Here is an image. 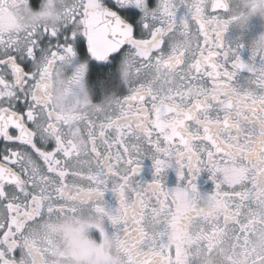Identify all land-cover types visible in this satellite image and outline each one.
I'll use <instances>...</instances> for the list:
<instances>
[{
  "label": "snow or ice",
  "instance_id": "obj_1",
  "mask_svg": "<svg viewBox=\"0 0 264 264\" xmlns=\"http://www.w3.org/2000/svg\"><path fill=\"white\" fill-rule=\"evenodd\" d=\"M21 2L39 21L16 36L0 34V264H99L93 253L102 245L81 235L79 217L91 210L123 224L115 233L130 250L128 264H186L174 259L182 246L210 247L230 225L243 235L264 223V214L251 225L240 219L245 209L256 216L253 206L264 212V142L256 134L264 68H249L247 86L234 83L247 65L224 40L247 0H211L228 19L208 14L209 0H157L155 7L149 0ZM180 2L188 14L177 21ZM77 49L85 63L76 67V85L86 61H99L101 87L116 67L128 94L106 96L91 110L54 102L53 80ZM145 156L155 176L142 186L135 177ZM173 159L184 184L169 190L163 176ZM249 160L255 168L243 166ZM203 169L215 191L200 207L194 181ZM109 187L118 198L114 209L102 206ZM160 210L169 218L149 236L145 217ZM94 225L103 235L102 224ZM239 246L231 264H264V242Z\"/></svg>",
  "mask_w": 264,
  "mask_h": 264
},
{
  "label": "flooded vegetation",
  "instance_id": "obj_2",
  "mask_svg": "<svg viewBox=\"0 0 264 264\" xmlns=\"http://www.w3.org/2000/svg\"><path fill=\"white\" fill-rule=\"evenodd\" d=\"M210 2L211 0H209L208 14L219 15L223 19H228V15L224 14L223 10L213 11L210 7ZM156 3L157 0H149V4L152 7H155ZM187 14V6L183 2L178 3L176 8L177 21L185 17ZM193 30H195V26H193ZM258 35L254 34L253 30L250 31L245 26L241 27L235 21L229 24L226 32L224 33V40L226 41V44H228L229 47L235 48L241 60L245 63V65H247V67L241 69L235 77L234 83L239 84L241 87L247 86L250 78H252L254 75V72L250 71L249 68L254 70L264 68V58H262L260 55L253 57L249 47V43ZM200 42L203 44L202 36ZM209 50H211L210 46H206L205 55H207ZM80 63H85V61L79 56L77 49V55L72 58L70 63L62 68L63 75L65 77L71 75ZM100 63L102 62H93L91 60L86 61V71L81 81L82 86L87 90L88 94L91 96V99L97 105L104 101L106 96H111L113 94L116 96H123L128 94V85L124 83L121 77V72L116 67L113 68L112 79L107 82L103 88L101 87L99 80L102 77V72L98 66ZM206 81L208 85L211 86V80L206 78ZM74 90L79 92V87H74ZM110 135L114 136L115 132L110 131ZM112 151H116L115 146L113 147ZM243 166L255 168L256 165L254 167L250 166L249 161H247ZM154 176L155 168L152 158L150 156H145L141 161L140 171L136 174L135 180L143 186L151 182L154 179ZM70 180L71 176H69L67 182H70ZM163 183L165 188H168L169 190H172L177 186H183L184 184V181L177 174L174 159L172 161V166L166 170L163 176ZM194 183L197 185L198 193V199L196 203L198 206L203 207L207 204L210 194L215 191V182L211 178L209 171L207 169H203L196 176ZM82 186L87 187V182H82ZM222 189L225 192L230 191L226 185L222 186ZM129 196L130 198H135L134 193H129ZM103 199L106 206L113 209L118 204L117 194L111 190V187L105 190ZM253 211L257 213V215L254 217H250L248 215L247 209L242 212L240 217L241 225H251L253 220L259 221L260 215L264 214L261 209H258L255 206H253ZM102 227L107 234L111 235L113 232L122 233L123 224L121 223L113 225L111 220L105 216L103 217ZM159 227L161 229H165V225L163 223H161ZM205 227L207 228V225H205ZM259 234H264V223H256L254 227L249 228V230L243 235H241L239 225H230L229 229L226 230L223 235L217 236L210 247L208 246L207 241L202 242V244L192 243L191 247L189 248H184L182 246L177 253V257H174V259L184 258L182 260L185 261L186 264H205L209 261L215 263L225 262L226 264H231V260L235 259L242 250L239 245H242L245 239H247L249 246H254L256 244V240H258ZM84 235L89 240L97 244L101 243L103 239L100 229L95 227V225L86 227L84 230ZM237 237H239V240ZM162 239L166 241V236L162 237ZM149 243L150 242L146 241L141 245V247L146 250ZM17 255H19V250H17Z\"/></svg>",
  "mask_w": 264,
  "mask_h": 264
},
{
  "label": "clouds",
  "instance_id": "obj_3",
  "mask_svg": "<svg viewBox=\"0 0 264 264\" xmlns=\"http://www.w3.org/2000/svg\"><path fill=\"white\" fill-rule=\"evenodd\" d=\"M234 14L237 16L235 22L241 27L246 25L248 18L252 15H259L264 18V0H247L246 7L236 9ZM38 21L37 11L25 6V3H22L21 0H6L3 6H0V34L16 36L33 27ZM49 22H51V18H49ZM249 47L253 57L260 55L264 58V32L256 36L249 43ZM75 77L76 69L67 77L63 75L62 68L58 69V74L54 78L52 85L54 102L70 110H91L97 104L93 102L83 86L76 85ZM260 78L264 79V73L260 74ZM74 87H79V92L75 91ZM256 134L257 142H264V120L260 121ZM249 165L254 167L255 161L249 160ZM102 206L109 208L106 204ZM169 215L165 210H160L155 214L148 213L143 226L148 235H159L158 225L161 220L166 222ZM79 219L85 225L81 235L87 240L89 239L84 235L86 227L94 225L97 221L102 224L103 221V217L98 216L94 210L82 212ZM44 231L43 226L38 229L40 233ZM102 236V242L99 243L102 245L101 251L99 255L93 253V260L99 262V264H105L107 261H111V264H128L130 250L125 248L122 239L115 232L109 235L104 231ZM258 241L264 242V234L258 235Z\"/></svg>",
  "mask_w": 264,
  "mask_h": 264
},
{
  "label": "rangeland",
  "instance_id": "obj_4",
  "mask_svg": "<svg viewBox=\"0 0 264 264\" xmlns=\"http://www.w3.org/2000/svg\"><path fill=\"white\" fill-rule=\"evenodd\" d=\"M247 29L250 31L253 30L254 34L258 35L262 32H264V18L260 17L259 15H252L248 18L247 23L245 25ZM259 243L258 240H256V244ZM205 264H226L225 262H206Z\"/></svg>",
  "mask_w": 264,
  "mask_h": 264
}]
</instances>
